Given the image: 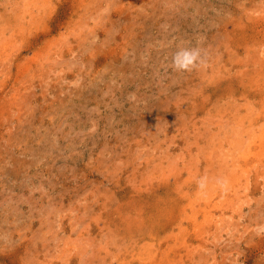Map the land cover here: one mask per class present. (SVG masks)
<instances>
[{"label": "rangeland", "instance_id": "1", "mask_svg": "<svg viewBox=\"0 0 264 264\" xmlns=\"http://www.w3.org/2000/svg\"><path fill=\"white\" fill-rule=\"evenodd\" d=\"M0 264H264V0H0Z\"/></svg>", "mask_w": 264, "mask_h": 264}, {"label": "clouds", "instance_id": "2", "mask_svg": "<svg viewBox=\"0 0 264 264\" xmlns=\"http://www.w3.org/2000/svg\"><path fill=\"white\" fill-rule=\"evenodd\" d=\"M210 54L207 49L197 46L178 47L172 55L171 66L177 72H191L206 68ZM197 190L200 194H206L210 183L207 175L201 176L197 180ZM215 184L224 192L228 190V181L226 178L219 177L215 179Z\"/></svg>", "mask_w": 264, "mask_h": 264}, {"label": "bare ground", "instance_id": "3", "mask_svg": "<svg viewBox=\"0 0 264 264\" xmlns=\"http://www.w3.org/2000/svg\"><path fill=\"white\" fill-rule=\"evenodd\" d=\"M254 140H256V139H254ZM256 142V141H255ZM256 144V143H255ZM260 145H261V141H260Z\"/></svg>", "mask_w": 264, "mask_h": 264}]
</instances>
